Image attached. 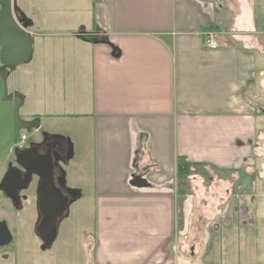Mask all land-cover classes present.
Masks as SVG:
<instances>
[{
  "label": "crops",
  "instance_id": "0c3cea01",
  "mask_svg": "<svg viewBox=\"0 0 264 264\" xmlns=\"http://www.w3.org/2000/svg\"><path fill=\"white\" fill-rule=\"evenodd\" d=\"M20 2L35 67L15 79L40 105L22 116L76 117L79 134L92 131L91 142L73 144L69 165L70 180L90 188L81 208L93 212L95 263L170 264L179 202L186 229V171L197 164L241 178L258 158L260 109L246 92L264 89V0ZM208 30L222 47L204 46ZM227 193L225 233L212 226L203 264H260L254 230L240 225Z\"/></svg>",
  "mask_w": 264,
  "mask_h": 264
},
{
  "label": "rangeland",
  "instance_id": "374dc122",
  "mask_svg": "<svg viewBox=\"0 0 264 264\" xmlns=\"http://www.w3.org/2000/svg\"><path fill=\"white\" fill-rule=\"evenodd\" d=\"M21 2L23 3V0ZM32 28H34V25ZM88 35L86 34V37ZM261 36L264 40V35ZM31 63H28V65L22 64L18 66L17 70L22 72L25 69L24 72H26L28 70L24 67L26 65L33 69L35 65H29ZM16 71L10 75L8 86L11 90L17 89L25 95V92L20 90L23 87L21 84L22 78L15 79ZM246 93L252 98L253 106L260 109L258 112L259 138L255 149L258 157L256 163L253 167H249L244 172L245 175L239 177L240 179L236 176V172H222L214 167L202 169L201 166L195 167L192 165L188 169L190 178L189 181H186L188 179L186 176L185 182L190 187L191 192L187 187L186 191L190 195V203L187 208L186 229L183 235L182 218L184 208L182 202H179L177 205L180 215L176 230L177 238L172 246L175 260L170 264H177V259L181 264H203L205 242L206 240L210 242L213 238V235L210 234L213 232L211 231L212 226L217 230L222 229L225 233L222 218H226L223 213H225L229 198L232 197L228 196L227 189L235 194L233 196L235 201L231 207L234 214L237 217L239 215L240 225L243 227L245 224L244 226L254 230L255 247L259 251L260 264H264V89L258 88L254 90V93L253 91H247ZM39 106L38 102L25 101L20 113L23 115V108L36 109ZM74 118L76 117H46L41 121L38 129L26 132L29 136L28 142L38 140L40 136L46 133L62 135L74 145L75 143L79 145V136L91 142V128L86 127L82 135L79 134L76 125L78 121ZM9 156L11 155L7 157ZM10 160H12V157ZM1 161L5 162L7 158ZM74 171L76 170L71 165L65 168L66 181L69 187L76 188L81 192V198L70 206V217L60 226L56 241L47 251L40 249L41 240L33 232L32 222L36 218L35 187L33 186V190L27 192L29 198L24 200V208L20 212L6 204L8 198L0 190V213H2L0 218L6 219L7 214L11 212L14 215L12 216L14 221L17 219L23 222V224L21 223L22 228L19 229L21 233L14 239V245L0 250V264H96L93 212L90 207L81 208L87 200L90 188L83 181L77 182L75 179L72 182L70 180ZM193 177L197 178L194 179ZM233 177L236 179H233ZM215 197L216 199H214ZM217 197H220L221 200H217ZM213 221H217V223Z\"/></svg>",
  "mask_w": 264,
  "mask_h": 264
},
{
  "label": "water",
  "instance_id": "95a60500",
  "mask_svg": "<svg viewBox=\"0 0 264 264\" xmlns=\"http://www.w3.org/2000/svg\"><path fill=\"white\" fill-rule=\"evenodd\" d=\"M0 6V63L2 64L0 68V159H2L11 152L20 131L26 130L30 132L33 129H38L40 127V119L28 120L22 118L20 110L24 105L25 95L18 90L9 92L7 83L8 77L17 70L18 66L28 64L33 59L34 39L28 32L31 21L18 7L17 0H0ZM99 42L101 41L99 40ZM113 49L114 53H117V48L113 47ZM15 150L20 149L15 148ZM29 150L24 152L29 155ZM71 150L73 149L71 148ZM20 156L17 155L18 163L27 171V177L21 179L24 180V185L8 189L2 183L0 189L17 205L21 203L20 189L25 188L30 183L32 175L40 178L37 199L43 219L37 225L36 233L43 243L41 249L45 251L53 245L58 237L61 219L69 215L68 198L55 183L53 164L50 158L39 168L29 170ZM71 157L72 151L67 159ZM28 160L31 162L33 157H28ZM11 174L12 171H8L5 180ZM20 178L18 177V179ZM145 181L144 177H135L132 182L139 186H144L146 184ZM71 191L73 192V198L70 202L73 203L80 199L81 192L74 188H71ZM11 240V234L7 235V239L0 241V245H7Z\"/></svg>",
  "mask_w": 264,
  "mask_h": 264
},
{
  "label": "flooded vegetation",
  "instance_id": "af4514ba",
  "mask_svg": "<svg viewBox=\"0 0 264 264\" xmlns=\"http://www.w3.org/2000/svg\"><path fill=\"white\" fill-rule=\"evenodd\" d=\"M1 67H2V64L0 63V68ZM9 78L10 76L7 79L8 85H9ZM8 89H9V92L15 91V90H11L9 86H8ZM22 118L26 119L23 116ZM36 118L38 117H34L28 120H33ZM40 124H41V119H40ZM20 134H21V131L18 134L17 140ZM28 140L29 138L27 139L26 147L21 150H15V145H14L11 152L8 154L11 156L7 157L8 156L7 155L4 157V158H7V161L2 162L1 160L4 158L0 159V186L3 183L5 186H7L8 189H12V188H16V187L24 185V182H23L24 180H21V179L23 178L25 179L27 177V171L21 165H19L17 155L19 156L21 155L20 158L22 159L23 162H25V164L27 165V169L29 170L33 168H36V169L39 168L41 165L45 164L47 160L50 158L53 164V177L55 179V183L58 188L62 189L63 194L68 198V205H69L68 208L70 209V206L74 203V202L73 203L70 202L73 198V192L71 191V187H69L67 184L66 172L64 171L67 165H69L71 159L73 158L74 150H71V148L73 149V144L71 145V141L69 139L64 138L62 135H57V133H53V134L46 133L45 135L40 136L38 140H35L32 142H28ZM26 150L30 151L28 152L30 153L29 155H27L26 152H24ZM71 151H72V157L70 159H67ZM26 156L27 158H25ZM11 157H12V160H10ZM28 157H33V160L30 162V160H28ZM8 171H12V174L10 175V177L7 178V180H5V176L8 173ZM18 177H21V178L18 179ZM39 181H40V178L38 176L32 175V179L30 183H28L25 188L20 189L19 194L21 197L20 198L21 203L17 205H15L12 202V200L8 198L7 195L3 191L1 192L10 200V202L12 203V207L18 210V212H20L24 208V204H23L24 200L29 198V194L27 192H30L33 186L35 187V197L34 198H35V204H36V215H35L36 218L33 220L32 226H33V232L35 236H37V238L40 239V237L36 233V227L39 224V222H41V220L43 219V214L42 212L39 211L40 209H39V204H38V199H37V189H38ZM12 216L10 217L6 216V219L0 218V241L7 239V235L11 234L12 236V240L10 243H8L7 245H0V250L6 249L14 245L15 237L21 233L19 229L22 228L21 223L23 224V222L17 219L16 221H14V217ZM69 217L70 215L65 216L63 219H61L59 230H60V226L64 222H66L67 221L66 219H68ZM42 244L43 243L41 241V243L39 244L40 249H41Z\"/></svg>",
  "mask_w": 264,
  "mask_h": 264
},
{
  "label": "built area",
  "instance_id": "2783aa9c",
  "mask_svg": "<svg viewBox=\"0 0 264 264\" xmlns=\"http://www.w3.org/2000/svg\"><path fill=\"white\" fill-rule=\"evenodd\" d=\"M204 46L210 50H217L222 47V35L217 30H208L204 33ZM28 135L26 132H22L15 144L18 149L26 147Z\"/></svg>",
  "mask_w": 264,
  "mask_h": 264
},
{
  "label": "trees",
  "instance_id": "16d2710c",
  "mask_svg": "<svg viewBox=\"0 0 264 264\" xmlns=\"http://www.w3.org/2000/svg\"><path fill=\"white\" fill-rule=\"evenodd\" d=\"M96 32H99V30L97 29L96 30ZM94 37H96V35L95 36H91L90 34H89V36H87L86 38H94ZM107 39L106 38H101L100 39V41L101 42H105ZM97 41H99V40H97ZM135 163L137 164L138 163V159L136 158V160H135ZM192 165H194L195 167H197V166H204V165H197V164H192ZM191 165V166H192ZM137 167V166H136ZM190 169V168H189ZM146 172H147V170L145 169H142L140 172H138L137 170H136V173L134 174V176H133V178H135V177H144V175L146 174ZM187 173H189L188 171H186Z\"/></svg>",
  "mask_w": 264,
  "mask_h": 264
}]
</instances>
